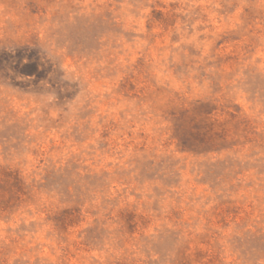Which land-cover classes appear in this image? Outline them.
Segmentation results:
<instances>
[{
    "label": "rangeland",
    "instance_id": "1",
    "mask_svg": "<svg viewBox=\"0 0 264 264\" xmlns=\"http://www.w3.org/2000/svg\"><path fill=\"white\" fill-rule=\"evenodd\" d=\"M0 264H264V0H0Z\"/></svg>",
    "mask_w": 264,
    "mask_h": 264
},
{
    "label": "trees",
    "instance_id": "2",
    "mask_svg": "<svg viewBox=\"0 0 264 264\" xmlns=\"http://www.w3.org/2000/svg\"><path fill=\"white\" fill-rule=\"evenodd\" d=\"M38 70V65L34 63H26L22 65V69H19L20 74L35 75Z\"/></svg>",
    "mask_w": 264,
    "mask_h": 264
}]
</instances>
